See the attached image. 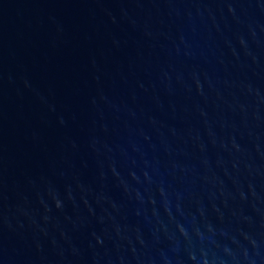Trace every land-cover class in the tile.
<instances>
[{"label": "water", "instance_id": "obj_1", "mask_svg": "<svg viewBox=\"0 0 264 264\" xmlns=\"http://www.w3.org/2000/svg\"><path fill=\"white\" fill-rule=\"evenodd\" d=\"M0 264H264V0H0Z\"/></svg>", "mask_w": 264, "mask_h": 264}]
</instances>
